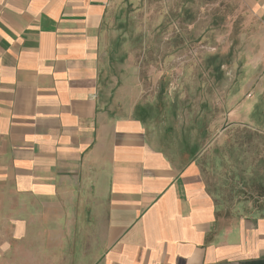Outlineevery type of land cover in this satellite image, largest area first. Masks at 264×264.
<instances>
[{"label": "crops", "instance_id": "0c3cea01", "mask_svg": "<svg viewBox=\"0 0 264 264\" xmlns=\"http://www.w3.org/2000/svg\"><path fill=\"white\" fill-rule=\"evenodd\" d=\"M111 3L0 0V264H264V210L209 189L213 140L169 142L103 91Z\"/></svg>", "mask_w": 264, "mask_h": 264}, {"label": "rangeland", "instance_id": "374dc122", "mask_svg": "<svg viewBox=\"0 0 264 264\" xmlns=\"http://www.w3.org/2000/svg\"><path fill=\"white\" fill-rule=\"evenodd\" d=\"M101 69L169 142L213 140L202 167L223 211L264 210L248 183L264 176V24L246 0H112Z\"/></svg>", "mask_w": 264, "mask_h": 264}, {"label": "trees", "instance_id": "16d2710c", "mask_svg": "<svg viewBox=\"0 0 264 264\" xmlns=\"http://www.w3.org/2000/svg\"><path fill=\"white\" fill-rule=\"evenodd\" d=\"M246 133V140L247 141H252V138H254L255 136L254 135H257V133L256 132H245ZM264 139V138H263ZM244 144V141L242 142V145Z\"/></svg>", "mask_w": 264, "mask_h": 264}]
</instances>
